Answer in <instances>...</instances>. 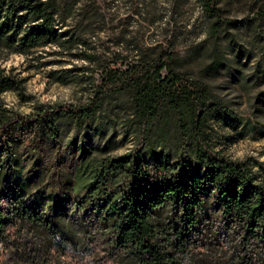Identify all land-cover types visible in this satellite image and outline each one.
I'll list each match as a JSON object with an SVG mask.
<instances>
[{
    "label": "trees",
    "instance_id": "1",
    "mask_svg": "<svg viewBox=\"0 0 264 264\" xmlns=\"http://www.w3.org/2000/svg\"><path fill=\"white\" fill-rule=\"evenodd\" d=\"M198 1L210 34L234 22L219 0ZM71 20L63 0H0V52L95 60ZM170 58L107 70L84 103L0 110V243L15 250L11 264H72L68 250L90 264H264V180L202 143L199 83L183 82ZM22 89L0 64V94ZM124 96L137 145L111 154L109 141L88 142V122Z\"/></svg>",
    "mask_w": 264,
    "mask_h": 264
},
{
    "label": "rangeland",
    "instance_id": "2",
    "mask_svg": "<svg viewBox=\"0 0 264 264\" xmlns=\"http://www.w3.org/2000/svg\"><path fill=\"white\" fill-rule=\"evenodd\" d=\"M63 1L71 9L69 23L83 31L95 60L51 54L48 47L29 55L0 52V64L23 78L20 93L0 94V110L16 115L55 102L84 103L107 70L166 51L183 82L199 83V108L207 111L202 143L247 161L264 180V0H219L224 17L234 22L217 36L210 34L198 0ZM129 117L125 96L110 99L88 122V142L109 141L111 154L131 150L137 138L126 130ZM14 257L11 244L0 243V264ZM66 258L91 263L90 255L70 250Z\"/></svg>",
    "mask_w": 264,
    "mask_h": 264
}]
</instances>
